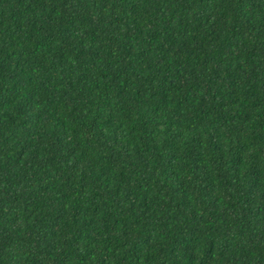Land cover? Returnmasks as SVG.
Wrapping results in <instances>:
<instances>
[{"label":"trees","instance_id":"trees-1","mask_svg":"<svg viewBox=\"0 0 264 264\" xmlns=\"http://www.w3.org/2000/svg\"><path fill=\"white\" fill-rule=\"evenodd\" d=\"M0 264H264V0H0Z\"/></svg>","mask_w":264,"mask_h":264}]
</instances>
